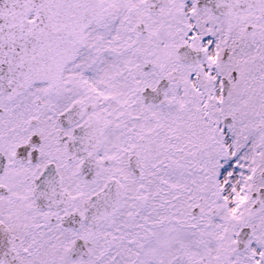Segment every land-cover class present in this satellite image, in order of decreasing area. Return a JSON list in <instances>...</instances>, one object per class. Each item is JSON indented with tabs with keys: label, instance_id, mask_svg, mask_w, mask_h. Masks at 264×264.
<instances>
[{
	"label": "snow or ice",
	"instance_id": "6c2138e0",
	"mask_svg": "<svg viewBox=\"0 0 264 264\" xmlns=\"http://www.w3.org/2000/svg\"><path fill=\"white\" fill-rule=\"evenodd\" d=\"M0 264H264V0H0Z\"/></svg>",
	"mask_w": 264,
	"mask_h": 264
}]
</instances>
